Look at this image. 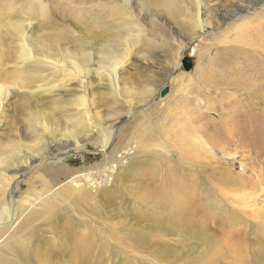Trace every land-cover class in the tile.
<instances>
[{"label":"rangeland","instance_id":"374dc122","mask_svg":"<svg viewBox=\"0 0 264 264\" xmlns=\"http://www.w3.org/2000/svg\"><path fill=\"white\" fill-rule=\"evenodd\" d=\"M179 5L0 0V264H264V0Z\"/></svg>","mask_w":264,"mask_h":264},{"label":"bare ground","instance_id":"6f19581e","mask_svg":"<svg viewBox=\"0 0 264 264\" xmlns=\"http://www.w3.org/2000/svg\"><path fill=\"white\" fill-rule=\"evenodd\" d=\"M151 1H153L154 3H156L157 4V7L162 12L169 13L170 15H172V17H174L175 15H177L178 12H179V8H180L179 1L180 0H151ZM19 24H17V23L16 24H13V25L10 24V28H12L14 34L15 33L16 34L17 33H21L22 26H21V24L20 25ZM125 24L127 26H129V28H132L129 23H125ZM199 28H201V25L200 24H199ZM116 35L117 34L114 33L113 28H111L108 31V37L109 38L115 37ZM119 35L120 34H118V36ZM62 41H63V37H58L57 38L55 36H52V37H50V38L47 39V42L49 44H52V43L57 44L58 42L60 43ZM183 47L184 46H181L180 48L183 49ZM62 50H63V54H62L63 55V58L65 57L66 59H68V61L70 62V66H71V64H73V65L75 64L76 65V62H79L80 64L82 63L84 65L83 67H86L87 68V63L89 62V59H90V53L84 47L83 48H79L77 50V52L71 51V50H69L67 48H62ZM20 55L22 56L21 58H23L24 60H28L29 61V58H30V49L28 47H26V46L25 47H22V49H20ZM99 58H100L99 59V63H105L106 60H109L110 61L111 59H112V61H115V59H117L116 58V55H115V50H106V51L103 50V51H101V55L99 56ZM31 59H32V63H29V64L35 65L37 63V60L38 59L36 60L34 57H32ZM38 62H39V60H38ZM78 67H80V66H78ZM105 147H106V144L104 145L103 148H105ZM3 220H5V219H3Z\"/></svg>","mask_w":264,"mask_h":264},{"label":"water","instance_id":"95a60500","mask_svg":"<svg viewBox=\"0 0 264 264\" xmlns=\"http://www.w3.org/2000/svg\"><path fill=\"white\" fill-rule=\"evenodd\" d=\"M166 93V88H163L161 91H160V95L162 96V95H164Z\"/></svg>","mask_w":264,"mask_h":264},{"label":"built area","instance_id":"2783aa9c","mask_svg":"<svg viewBox=\"0 0 264 264\" xmlns=\"http://www.w3.org/2000/svg\"><path fill=\"white\" fill-rule=\"evenodd\" d=\"M116 165H114V167H115Z\"/></svg>","mask_w":264,"mask_h":264}]
</instances>
